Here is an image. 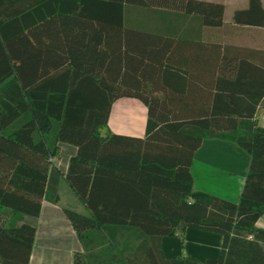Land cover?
Returning a JSON list of instances; mask_svg holds the SVG:
<instances>
[{"label":"trees","instance_id":"obj_1","mask_svg":"<svg viewBox=\"0 0 264 264\" xmlns=\"http://www.w3.org/2000/svg\"><path fill=\"white\" fill-rule=\"evenodd\" d=\"M154 8L209 27L225 16L224 5L198 0H0V217L3 208L39 217L45 201L58 202L64 142L78 148L66 180L91 211H66L83 248L95 229L117 248L123 229L139 241L131 256L118 251L125 264H264V128L255 120L264 91L256 104H233L223 77L193 81L199 43L126 24ZM234 20L263 25L261 0ZM209 58L201 65L215 69ZM123 97L146 104V139L102 136ZM206 138H227L250 155L239 203L194 189L192 161ZM188 227L222 235L220 257H165L161 239ZM36 232L0 226V264H30Z\"/></svg>","mask_w":264,"mask_h":264},{"label":"crops","instance_id":"obj_2","mask_svg":"<svg viewBox=\"0 0 264 264\" xmlns=\"http://www.w3.org/2000/svg\"><path fill=\"white\" fill-rule=\"evenodd\" d=\"M225 6L223 25L209 27L197 15L183 11L154 8L151 17L138 14L126 19L129 26H147L155 32L176 40L199 43V65L189 68L193 81L216 84L225 79L220 89L233 104H256L264 91V24L236 22L237 11L250 7V0H198ZM264 10V0H261ZM137 10V7H132ZM203 43V44H202ZM209 44L220 47L219 55L208 53ZM211 50H209L210 52ZM211 57V59L209 58ZM209 58L216 68L206 64ZM206 60V61H205ZM231 81V85L229 82ZM231 87L232 90H227ZM216 89L219 86L216 85ZM229 89V88H228ZM149 112L146 104L132 97L117 99L111 108L107 132L128 138L146 139ZM255 120L264 128V96L260 100ZM122 140V139H121ZM126 141H121L124 145ZM56 164L63 177L59 184L57 203L45 201L39 217H33L7 209L2 210L0 226L5 228L30 224L36 227V237L30 264H74L75 255L83 251L75 228L66 211L91 216L89 207L76 195L66 180L71 160L77 155L75 145L59 142ZM251 162L250 155L229 139L206 138L195 152L191 172L194 189L228 201L239 203ZM259 222V221H258ZM260 227H264L261 224ZM139 245V243H136ZM167 258L192 257L201 261L218 259L223 246V236L203 229L188 227L182 236H166L161 239Z\"/></svg>","mask_w":264,"mask_h":264},{"label":"rangeland","instance_id":"obj_3","mask_svg":"<svg viewBox=\"0 0 264 264\" xmlns=\"http://www.w3.org/2000/svg\"><path fill=\"white\" fill-rule=\"evenodd\" d=\"M109 126L107 125L102 129V131L107 132ZM7 210V208H3ZM261 224H264V216H262L257 223V227L264 230V227H260ZM137 235L134 232L126 231L121 229L118 233L117 238L115 239L118 247L110 244L107 241V237L104 238V233L100 230H90L86 233V238L84 237V248L81 254L79 255L80 262L82 264H125L122 260V256H131L135 248L137 247L136 243H139L137 240ZM123 250L124 254L120 257L118 251Z\"/></svg>","mask_w":264,"mask_h":264}]
</instances>
